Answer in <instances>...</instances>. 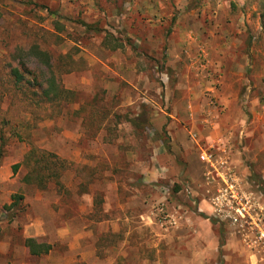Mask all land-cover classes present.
I'll return each mask as SVG.
<instances>
[{
	"label": "rangeland",
	"instance_id": "obj_1",
	"mask_svg": "<svg viewBox=\"0 0 264 264\" xmlns=\"http://www.w3.org/2000/svg\"><path fill=\"white\" fill-rule=\"evenodd\" d=\"M34 42L72 69L63 82L85 101L81 110L74 103L64 111L56 104L41 108L14 86L10 72L21 58L35 67L29 55ZM115 47L127 63L137 60L159 88L164 80L175 81L173 99L165 100L160 91L153 100L168 112L179 109L167 118L187 125L184 152L204 162L202 149L211 150L216 167L236 177L264 217V0H202L196 6L190 0H0V130L8 138L0 163V246L6 244L0 264L64 263L76 255L56 233L67 205L72 215L89 217L90 243L99 257L73 264H264V240L254 226L239 228L214 204L226 183L211 165L204 162L206 173L198 169L194 179L183 150L165 143L182 171L143 182L148 167L159 169L148 162L154 147L171 135L165 126L144 131L130 123L144 103L128 105L127 95L137 94L124 84L118 87L124 99L115 98ZM241 63L247 65L240 70ZM197 72L200 82H182ZM189 87L199 95L190 117L194 130L180 114ZM172 129L181 136L178 127ZM32 147L36 158L46 154L51 172L57 166L49 154L61 159L58 175L45 188L36 174L25 179L35 165L25 162ZM157 159L173 166L165 156ZM14 194L24 198L9 210ZM47 213L49 261L31 254L24 242L31 219ZM112 216L115 232L110 222L99 223ZM81 225L80 219L72 221L74 230Z\"/></svg>",
	"mask_w": 264,
	"mask_h": 264
},
{
	"label": "crops",
	"instance_id": "obj_2",
	"mask_svg": "<svg viewBox=\"0 0 264 264\" xmlns=\"http://www.w3.org/2000/svg\"><path fill=\"white\" fill-rule=\"evenodd\" d=\"M202 50L204 51L205 49L202 47ZM120 49L115 47V71H113V73H115V98H120L122 97L124 99V96L122 94H120V92L118 91V87L120 84H124L127 88L130 89L131 92H135L137 95L136 97L132 96L131 94L127 95L128 96V105L132 104L134 102H136L137 100L142 99L141 101H143L142 103L144 104H155L156 107V102L157 100H153V98L156 96L157 93H160V91H163V93L165 92V97L164 99H168L174 98V93H175V89L173 88V82H175L174 80H164L166 86H160V88L158 86H156L155 82H153V80L150 78V76L145 73L146 69H144V67L139 64V62L137 60L135 61H131L129 63H127V61H124L123 59H127L124 58L123 55H121L120 53ZM206 52V51H205ZM179 56V55H178ZM180 57V56H179ZM247 64H238L239 69L241 70L242 67L245 68ZM173 67V66H172ZM193 67V65H192ZM232 69V68H231ZM192 72V71H191ZM231 72H235L232 71ZM190 75V74H189ZM194 74V76H192V78H184L182 79V76L180 77V79H182L183 83L185 84H195L200 82L198 78H196ZM243 76V72L240 71L239 73V83H241L242 81H244V78H242ZM132 77H134L132 79ZM185 77V76H183ZM194 77V78H193ZM196 78V79H195ZM190 79V80H189ZM195 79V80H194ZM171 83V84H170ZM208 83H211L208 81ZM176 86V85H175ZM197 87V86H196ZM196 87L194 88H190L188 89V93L186 92L185 95H183V101L186 102L185 108L184 110L180 111L181 114V118L191 121L189 126H191V130L195 129V121H192L190 117L194 118V110L198 107V105H194V100L198 99L199 95H197L196 92ZM121 95V96H120ZM162 98V95L161 97ZM157 109H159L160 111H152V115H151V126L155 128L156 130H159L161 128H163L164 126L166 127V129L169 131V134L171 135V139L170 141H167V145H169L170 147L173 146L174 148H172V150L177 149V151L182 152V155L185 157L184 160L187 164V174L189 173L191 175V177H193L194 179H198L199 176H197V172L198 169H200L199 174H205L206 172L204 171L205 169V165L204 162H201L199 160V156L197 155V153H193V152H184V142L181 139V137H185L186 132H188V128L187 125L182 124L181 122L177 123L174 121L168 122V118H172L174 117L175 113H178L176 111H178V108H174V111L172 112H168L166 110H164L163 107H156ZM165 108H167V105L165 106ZM139 112H137L136 114H138ZM186 115V116H185ZM185 117V118H183ZM180 118V117H179ZM148 127V128H150ZM177 128L180 129L181 131V136L176 135L175 133H173V129L172 128ZM149 144L148 146L151 147V140H148ZM178 154V153H177ZM158 155H162L165 156L168 160V162L170 164H172V167H169L167 164H164L163 162H161V160L157 159ZM151 159L148 161L150 163H154V165H158L159 169H153V167H148V169L144 172V177H143V182L145 183H149L151 181H154L156 179L160 178H165L167 176H171L172 175H179L180 172L182 171L183 167H181V165H179V163H177L176 157L172 156L169 152H168V148L167 146H165V142L163 140H160L157 143V146L154 147V154L150 157ZM204 177V176H203ZM69 213L67 215V217L64 218V225L62 226H58L56 227V233L59 236V239H61L63 242L67 243L69 246V250L72 251L74 250L77 254L74 255L73 257H70L68 259L67 262L64 263H60V262H48L47 264H73V261H84L86 263H91L93 262V260L99 258L96 256V250H97V246L95 243H90L93 242V229H91L87 222L89 220V217H84V215L82 213H77L75 215H72V210L73 207L72 205H67L66 206ZM76 209H80L83 210V207L78 206V208ZM199 211H202V207H199ZM76 219H80L81 220V226L79 230H74L72 227V221ZM51 217L49 216V214H39L36 215L33 219H31V223L29 225H27L26 227V231H25V236L27 238L32 237L35 239H40V240H45L48 241L46 243H51V240H48V236H50V232L51 230L49 229V223ZM97 222V221H95ZM111 223L112 225V231L115 232V218L114 216L110 217V218H100L99 219V223ZM107 227L108 224H107ZM47 239V240H46ZM39 241V240H38ZM39 242H44V241H39ZM4 246H6L5 242L3 241L1 243L0 246V251L4 252ZM28 248V247H27ZM28 251L30 252L29 248ZM53 254V250L51 248V250L48 253H41V254H34V255H41V256H45V258L48 259V261L51 259V255ZM80 254V257H77ZM73 258V260H72Z\"/></svg>",
	"mask_w": 264,
	"mask_h": 264
},
{
	"label": "trees",
	"instance_id": "obj_3",
	"mask_svg": "<svg viewBox=\"0 0 264 264\" xmlns=\"http://www.w3.org/2000/svg\"><path fill=\"white\" fill-rule=\"evenodd\" d=\"M202 0H190L191 4L195 6ZM29 55L36 59L35 67L30 69L27 66V60L20 59L19 67H12L10 75L13 77L14 86L21 91L25 98H31L36 100L38 106L41 108L58 105L61 111L68 109L70 104H78L81 110L85 106V101L81 100L78 93L69 89L64 85L63 75L72 72V69H65L63 64L54 57L53 51L50 48L44 47L39 42H34L33 45L29 47ZM97 98H95L96 100ZM97 102H94L95 105ZM76 110V111H77ZM151 109L145 104L142 105V109L138 114L131 113L130 123L134 128H140L145 131L147 127L151 126ZM120 115L115 113V118H119ZM100 128L96 130V133ZM7 137L4 133L3 128L0 130V163L4 157V147L7 143ZM166 143V141H164ZM36 149H32L28 152L25 157V162L30 163L34 160L35 165L26 175L25 179L31 181L32 174L37 175V183L39 187L45 188L46 183L53 177L57 176L59 161L61 160L57 154L51 153L49 155L55 158V164L57 168L56 172H51L48 161H46V154H43L40 158H36L34 155ZM46 161V162H45ZM21 163L15 164V172L20 167ZM117 170H115L116 172ZM23 196L20 194H14L12 196V203L6 206L9 210L15 208L18 204L22 203ZM25 245L29 248L31 254H41L48 253L52 246L46 242H39L37 239L29 237L25 239Z\"/></svg>",
	"mask_w": 264,
	"mask_h": 264
},
{
	"label": "built area",
	"instance_id": "obj_4",
	"mask_svg": "<svg viewBox=\"0 0 264 264\" xmlns=\"http://www.w3.org/2000/svg\"><path fill=\"white\" fill-rule=\"evenodd\" d=\"M194 136L193 139L196 140ZM200 159L211 165L226 183V187L220 190V196L214 198V204L218 207L219 211H224L226 216L232 220V223L239 228L245 229L246 226H254L259 234V238L264 240V217L260 207L251 196L241 190L235 176L226 170H219L216 167L215 154L211 150L202 149ZM220 165L224 167L226 162H222ZM221 205H224V209ZM174 223H176V220L173 221Z\"/></svg>",
	"mask_w": 264,
	"mask_h": 264
}]
</instances>
